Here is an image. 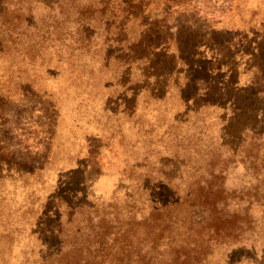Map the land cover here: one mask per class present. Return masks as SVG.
I'll list each match as a JSON object with an SVG mask.
<instances>
[{
  "label": "rangeland",
  "instance_id": "1",
  "mask_svg": "<svg viewBox=\"0 0 264 264\" xmlns=\"http://www.w3.org/2000/svg\"><path fill=\"white\" fill-rule=\"evenodd\" d=\"M0 264H264V0H0Z\"/></svg>",
  "mask_w": 264,
  "mask_h": 264
}]
</instances>
